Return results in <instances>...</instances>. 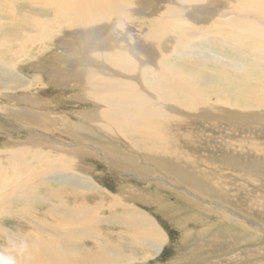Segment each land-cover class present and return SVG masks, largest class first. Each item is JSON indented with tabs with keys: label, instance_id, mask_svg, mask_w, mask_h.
Wrapping results in <instances>:
<instances>
[{
	"label": "bare ground",
	"instance_id": "1",
	"mask_svg": "<svg viewBox=\"0 0 264 264\" xmlns=\"http://www.w3.org/2000/svg\"><path fill=\"white\" fill-rule=\"evenodd\" d=\"M47 87L78 105L75 129L66 115L33 112L45 104L35 95L25 101L32 109L3 102ZM260 107L264 0H0V114L84 142L21 136L0 152V253L18 264H151L162 255L172 238L145 210L169 197L160 185L113 176L115 195L87 175L92 149L114 168L143 169L100 132L193 194L260 221L264 234ZM9 196L14 214L4 208ZM190 202L168 206L178 221L167 223H193L192 231L180 229L181 248L229 256L207 264H264L262 232ZM164 210L154 212L165 217Z\"/></svg>",
	"mask_w": 264,
	"mask_h": 264
},
{
	"label": "rangeland",
	"instance_id": "2",
	"mask_svg": "<svg viewBox=\"0 0 264 264\" xmlns=\"http://www.w3.org/2000/svg\"><path fill=\"white\" fill-rule=\"evenodd\" d=\"M228 6H229V4H227V6H221V7L217 8V9H226ZM56 60H58V58ZM257 63H259L258 60H257ZM136 81H138V79H136ZM58 94H59V90H57V89L55 90L54 87H47L45 89L44 88H37V89H35L33 91H30L29 93H24L23 91L18 92L17 95H15L16 99L18 101L16 100L14 102H9V100H5L3 102L5 103L7 101L5 103V105H11L12 107H15V108L16 107L19 108L20 106H22L24 108H28V107L31 106L30 103L32 102V101H29V100H31L30 98H32L31 95H35V96L39 97L38 105L41 104V98L43 99L42 102L45 101V104L43 106H41V107H38V109L37 108H33L34 106L32 105L33 109L32 108H30V109H32L33 112H37L36 110L40 109L39 110L40 112H44V116H50L52 114H54V115H66L69 118V120H71L73 122H76L73 125H69V129L72 130V126L75 129V124L78 125V123H79V121L81 119V118L77 117L78 113L74 109L78 105L76 103L70 102L68 100H67V103H66V102H64V100L58 99L57 98ZM19 100L24 101V103L20 102ZM25 101H29L30 103L29 102L27 103ZM250 105H253V104H250ZM87 106H90V105H87ZM253 106H255V105H253ZM77 110H79V109H77ZM263 111H264V107H260V112H263ZM78 112H80V111H78ZM7 115H9V114H7ZM247 118H248V120L249 119L251 120V118H249V115L246 116V119ZM12 119L13 118L9 117V116L5 117V114H3V115L0 114V149H1L0 152H4V150H6L7 148H12V146L14 145V143L16 141V138L21 137V136H24V137H27V138L35 137L33 139H39V140H41V141H43L45 143H49V145L51 144V142L48 141V139L41 138V137H38V136H34L33 134H31V136H30V135H28V133H26V131H23V134L20 132V128H23V129L29 128L30 129L31 127H34V128L39 130V128H37L34 123H31L28 120H26V122H23V120H22L21 122L17 123V122H13ZM21 119H23V118H21ZM22 126H24V127H22ZM40 130L45 131L44 129H40ZM50 133L52 135H54V138L60 140V141H58V143L61 146H65L66 143H68V147L73 145V144H82V143H84V142H78V141L73 140L70 136H68L67 134H65L63 132L60 133L59 131L52 130V131L49 132V134ZM103 133H105V132H103ZM103 133L100 132V133H98L96 135L94 133L93 134L95 136L99 137L100 140L102 139L105 143H109V144H113L115 146H118V148L120 147V149L122 151L124 150L127 154L135 157L136 160H137V164L139 166H141L143 169H136V170L140 171L141 173L135 174L132 169L129 170V171H127L128 169H126V171H125V169H117V167L114 168L115 165H111L107 161V159L103 157L105 155V152H100V151H97V149H92V151L89 152L92 157L88 158L91 170H89V172H87V175H90L91 177H95V180L98 183H102V184H104L106 186V188H107L106 191L108 190L109 192H111L112 194H115V195L118 194V189H117L118 185H116L113 182L114 181L113 180L114 177H116L118 179H125V180H127L129 182H133L137 186H139V185H144V186L145 185H152V186L160 185L161 186L160 188L164 189V192L167 194V197H169V199H170L169 200V199L166 198L167 200H165L163 203L159 202V204H156L155 206L150 205V207L145 210V212H147V213H151L152 215L154 214L153 217L158 221L160 226L164 225L163 229L167 231V236L172 238L171 243L169 244V246L166 247L164 252H162V255L156 261L152 262L151 264H155V263L156 264H188V263L189 264H200V263L201 264H203V263L207 264L210 261L219 262L218 260H221L222 257H224L222 259H228L229 258L228 255L219 253V251L222 252L221 248L220 249H215V250H212V249L208 250L209 252H207L206 250H203V251L196 252L197 256L199 257V255H200L201 256L200 259H202V261L198 262L197 261L198 257L196 255L194 256L192 254L194 252V250H191L188 247H186L184 249L181 248V246H179V245L182 244L180 239L183 238V235H182V231L180 229H182V230L184 229L187 232L192 231L193 223L186 224V225L184 224L183 226H175V225H173V223H175L173 220L176 221L177 217L174 216L175 215L174 213L172 214V212L170 213V211L168 210V206H170L169 203H172V202L177 205L176 206L177 210H178V208L180 209V206H178V203L180 205L189 204V206H190V204H191L190 201L194 202L195 204L199 205L200 207L201 206L202 207H207V208H213L214 207L216 210H218V212H220V214L224 215V218H225V215L227 216L226 217L227 219L225 218L226 220L221 217L220 218L221 222L235 225L236 223H234L233 221L237 220L238 223H239L238 226H241L243 229L245 227V229H247L249 231L257 232L258 228L256 227V225L260 226V224H257V223H260V221H258L256 219L253 220L252 217L247 216V214H245V213H243L241 211L234 210L231 205H229V204H227V203H225V202H223V201H221L219 199L218 200H216V199L206 200V198H204V197H200V196H198L196 194H193L191 191L188 190V188L186 186H184L180 182L176 181L175 179H173L170 176H165V174H162L160 172V170L158 169V167L155 166L152 162H145L136 151H132V152L128 151V149H126L125 146L122 147L123 144H120V143L117 144V142H114L110 138H107V139L104 138ZM73 135L77 136L76 134H73ZM58 143H57V145H58ZM88 146H91V145H88ZM92 167H93V169H92ZM148 173H154L155 175H158V176L157 177L156 176L155 177L151 176L148 179L147 178ZM160 175H161V177H159ZM182 176L184 177L186 175L183 174ZM142 180H147V181H142ZM58 187L61 188L60 186H58ZM162 189H161V191H162ZM102 190L104 192H106L104 189H102ZM168 190H170V191H168ZM164 192H160V193H164ZM261 192L264 193L263 190H261ZM13 198L10 197V196L5 198L7 203L5 204L4 208L10 214H14L15 213L14 206L9 203V201H13ZM209 201H212V202L209 203ZM134 202H136L135 204H137L139 207H141L143 209V206L140 205L137 201H134ZM162 205H164V206H162ZM192 207H195V206L193 205ZM154 208H155V210H154ZM49 209L50 208H48V210H47L48 212H49ZM162 209H165L164 210V214L166 215L165 217H161L163 215L156 214L154 212V211L157 212V210H162ZM39 210H41V209H39ZM25 213L26 212H22V215L25 216ZM168 213L171 216L172 215L173 216L171 217ZM170 218H172V220ZM169 219H170V221H169ZM178 219H180V218H178ZM167 221L168 222L172 221L173 223H167ZM7 222L5 221L6 225H8ZM22 223L25 224L24 222H21V224ZM163 223H165L166 225L163 224ZM9 224H11V223H9ZM261 226H263V224H261ZM169 229L170 230H175L177 232L176 235L175 234H170V236H169L168 235V232H170ZM258 232L261 233L262 231H259V229H258ZM173 235H175V236H173ZM262 235L264 236L263 232H262ZM238 237H240L241 240L243 239L242 236H238ZM3 244H4V240H3ZM257 248L260 249L261 247L259 246ZM189 250H190V252H189ZM224 250L228 251L227 248H224ZM177 251H179V252H177ZM213 252H214V254H213ZM233 252L234 251H232L231 254ZM177 253H178V255H177ZM212 257H213V259H212ZM243 263L246 264L247 262L246 263L243 262ZM243 263L242 262L241 263L237 262L235 264H243Z\"/></svg>",
	"mask_w": 264,
	"mask_h": 264
},
{
	"label": "crops",
	"instance_id": "3",
	"mask_svg": "<svg viewBox=\"0 0 264 264\" xmlns=\"http://www.w3.org/2000/svg\"><path fill=\"white\" fill-rule=\"evenodd\" d=\"M29 108H25V109H29ZM22 127H24V126H22ZM23 131H26V133H28V135H30V136H31V134H33L34 136H38V137H41V138L48 139V141H50L51 144L54 145V146H56L58 141H60V140L54 138V135H52L51 133L49 134V132L47 133V131H42L40 129L38 130V129L34 128V127H31L30 129L29 128H27V129L20 128V132L22 134H23ZM176 233L177 232L175 230H170V232H168V235L169 236H170V234H175L176 235ZM175 235H173V236H175Z\"/></svg>",
	"mask_w": 264,
	"mask_h": 264
},
{
	"label": "clouds",
	"instance_id": "4",
	"mask_svg": "<svg viewBox=\"0 0 264 264\" xmlns=\"http://www.w3.org/2000/svg\"><path fill=\"white\" fill-rule=\"evenodd\" d=\"M17 247L20 253L25 252L28 247L26 240L21 239ZM0 264H18V262L14 255L0 253Z\"/></svg>",
	"mask_w": 264,
	"mask_h": 264
}]
</instances>
